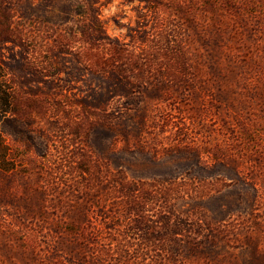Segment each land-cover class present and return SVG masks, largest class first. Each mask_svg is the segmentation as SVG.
Here are the masks:
<instances>
[{
  "label": "rangeland",
  "instance_id": "obj_1",
  "mask_svg": "<svg viewBox=\"0 0 264 264\" xmlns=\"http://www.w3.org/2000/svg\"><path fill=\"white\" fill-rule=\"evenodd\" d=\"M0 65V264H264V0H0Z\"/></svg>",
  "mask_w": 264,
  "mask_h": 264
},
{
  "label": "trees",
  "instance_id": "obj_2",
  "mask_svg": "<svg viewBox=\"0 0 264 264\" xmlns=\"http://www.w3.org/2000/svg\"><path fill=\"white\" fill-rule=\"evenodd\" d=\"M20 96L3 66L0 65V170L21 172L20 159L6 143L1 126L11 117L19 116Z\"/></svg>",
  "mask_w": 264,
  "mask_h": 264
}]
</instances>
